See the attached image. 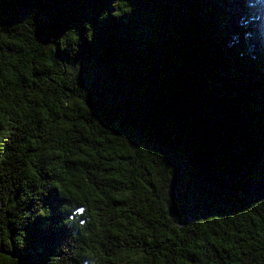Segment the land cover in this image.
<instances>
[{
  "label": "trees",
  "instance_id": "16d2710c",
  "mask_svg": "<svg viewBox=\"0 0 264 264\" xmlns=\"http://www.w3.org/2000/svg\"><path fill=\"white\" fill-rule=\"evenodd\" d=\"M0 264H264V0H0Z\"/></svg>",
  "mask_w": 264,
  "mask_h": 264
}]
</instances>
